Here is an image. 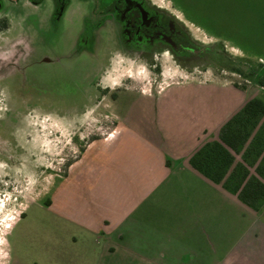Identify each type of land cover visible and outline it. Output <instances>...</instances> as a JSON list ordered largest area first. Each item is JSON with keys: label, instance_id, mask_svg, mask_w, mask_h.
Listing matches in <instances>:
<instances>
[{"label": "crops", "instance_id": "crops-1", "mask_svg": "<svg viewBox=\"0 0 264 264\" xmlns=\"http://www.w3.org/2000/svg\"><path fill=\"white\" fill-rule=\"evenodd\" d=\"M124 99L110 138L17 220L12 264H264V200L252 209L189 164L247 92L190 81Z\"/></svg>", "mask_w": 264, "mask_h": 264}, {"label": "rangeland", "instance_id": "rangeland-1", "mask_svg": "<svg viewBox=\"0 0 264 264\" xmlns=\"http://www.w3.org/2000/svg\"><path fill=\"white\" fill-rule=\"evenodd\" d=\"M13 1L0 13V264H12L17 220L46 200L91 142L110 138L126 96L205 81L229 84L264 103L258 83L264 80V0H148L183 20L199 45L212 46L200 57L202 67L190 72L166 49L146 63L109 46L114 24L84 41L94 0H71L55 30L49 0L38 7ZM258 127L264 128V116Z\"/></svg>", "mask_w": 264, "mask_h": 264}, {"label": "flooded vegetation", "instance_id": "flooded-vegetation-1", "mask_svg": "<svg viewBox=\"0 0 264 264\" xmlns=\"http://www.w3.org/2000/svg\"><path fill=\"white\" fill-rule=\"evenodd\" d=\"M27 1L33 7H38L43 2V0ZM49 1L50 23L55 30L71 0ZM77 1L84 3L89 0ZM5 2L6 0H0V13L5 8ZM92 12L93 20L85 25L84 41L93 30L99 32L114 24L117 29L111 27L110 37L113 40L107 44L112 47L118 46L127 55L141 57L146 63H151L156 58V54L161 55L166 49L172 53L174 63L190 72L202 67L199 62L200 57H205L206 53H211L213 49L212 46L199 45L196 42L199 39L190 38L186 29L188 26L183 20L168 10L149 3L148 0H94ZM112 28L115 29L114 32Z\"/></svg>", "mask_w": 264, "mask_h": 264}, {"label": "trees", "instance_id": "trees-1", "mask_svg": "<svg viewBox=\"0 0 264 264\" xmlns=\"http://www.w3.org/2000/svg\"><path fill=\"white\" fill-rule=\"evenodd\" d=\"M259 85L264 88V80ZM264 116V103L250 99L218 131L217 140L206 142L189 158L190 166L203 177L231 190L246 206L255 209L264 200V128L258 120ZM257 133L252 137V133ZM244 150L240 160L236 157ZM255 154L252 162L249 157ZM258 159L255 175L249 167Z\"/></svg>", "mask_w": 264, "mask_h": 264}]
</instances>
